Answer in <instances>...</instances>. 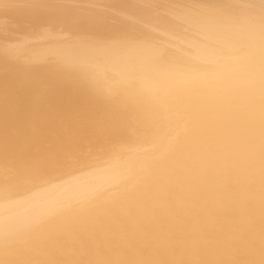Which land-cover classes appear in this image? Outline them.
I'll return each instance as SVG.
<instances>
[{"label":"bare ground","instance_id":"bare-ground-1","mask_svg":"<svg viewBox=\"0 0 264 264\" xmlns=\"http://www.w3.org/2000/svg\"><path fill=\"white\" fill-rule=\"evenodd\" d=\"M10 18L0 264H264V0H0Z\"/></svg>","mask_w":264,"mask_h":264},{"label":"rangeland","instance_id":"rangeland-1","mask_svg":"<svg viewBox=\"0 0 264 264\" xmlns=\"http://www.w3.org/2000/svg\"><path fill=\"white\" fill-rule=\"evenodd\" d=\"M68 3H75V2L68 1ZM97 7L103 8L102 6H97ZM24 25H29V24L26 21H21L20 19H17V18H10L8 19L7 23L1 25L0 37L5 38L10 34V32H14V31L18 32V30L21 29L22 26ZM33 29H35L34 26L29 28L28 30H33ZM4 32H8V33H4Z\"/></svg>","mask_w":264,"mask_h":264}]
</instances>
